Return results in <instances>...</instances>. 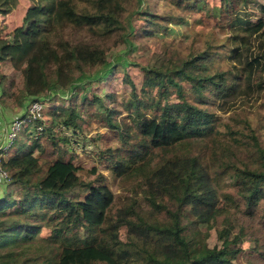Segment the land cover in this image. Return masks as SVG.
<instances>
[{"label":"trees","instance_id":"1","mask_svg":"<svg viewBox=\"0 0 264 264\" xmlns=\"http://www.w3.org/2000/svg\"><path fill=\"white\" fill-rule=\"evenodd\" d=\"M31 1L23 25L13 31L15 40H6L0 46L3 59V51L7 54L9 48L28 50V44L34 45L32 56L20 67L31 93V100L25 104L26 115L35 101L43 108L45 101L37 95L62 85L64 77L65 86L74 84L70 90L76 93L75 82L101 80L119 64L107 60L106 48L100 42L64 39L60 36L64 29L82 28L102 41L115 37L131 43L133 20L144 13V0H135L134 5H130L132 0ZM174 1L182 4L184 0ZM252 1L222 0L224 16L215 22L230 19V27L236 31L230 55L233 64L226 71L207 74L208 56L187 58L181 67L170 71L148 68L142 90L158 88V96L150 103L138 99L132 83L136 100L128 103L126 110L134 116L142 136L130 148L111 151L106 159L123 171L135 165L131 185L135 194L128 204H113L102 186L91 182H85L91 191L87 201L74 200L68 192L83 181L74 175L70 182H61L52 166L42 177L34 178L43 171L42 161L66 163L68 149L57 134L48 130L51 136H47L39 130L42 116L23 127L21 131L31 126L33 140L30 144L17 143L20 131L0 158V167L8 174L6 183L20 188L5 190L0 196V264H235L244 250L246 231L253 235L254 231L241 228L234 233L237 224L231 210L221 202L218 178L214 179L203 163L195 142L202 143L214 134L212 115L203 105L207 98L239 96L245 100L264 96V2H258L263 15L258 22L238 14L232 18L240 6ZM13 9L10 0H0V15ZM20 39L25 44L21 45ZM181 81L191 83L193 99H189ZM172 86L176 87L179 102L171 100ZM95 98L83 95L80 110L93 112L95 102H101L98 96ZM68 112L70 118L64 121L67 127L74 124V116H79L76 107ZM105 115V125H113L112 116L108 112ZM36 122L39 125L32 127ZM252 130L250 137L234 139V145L212 140L224 152L213 151V155L222 160L224 168L232 165L226 161L229 147H235L247 159L235 166L232 190L227 189L223 201L226 206V201L232 203L229 207L264 230V145L257 131ZM122 136L127 144L126 136ZM120 153L126 155L118 158ZM104 179L100 174V183ZM99 206L101 221L95 222L92 218ZM189 214L195 218L193 223ZM43 227L51 229L48 241L37 236ZM211 228H216L222 247L209 246ZM96 230L98 235L92 239L90 234Z\"/></svg>","mask_w":264,"mask_h":264},{"label":"rangeland","instance_id":"2","mask_svg":"<svg viewBox=\"0 0 264 264\" xmlns=\"http://www.w3.org/2000/svg\"><path fill=\"white\" fill-rule=\"evenodd\" d=\"M33 1L36 4L39 0ZM10 2L14 6L13 11L0 15V46L4 45L6 40H15L13 31L16 27L23 25V19L32 5L31 0H10ZM258 2L263 3L264 0H254L249 5L240 6L232 18L238 14L244 19L248 18L253 22H258L263 17L258 8ZM134 3L135 0H132L130 5H134ZM143 11V14L133 20L134 35L131 43L120 42L115 37L102 41L93 38L86 29L82 28L67 27L64 29L60 34L64 39H73L79 42H100L99 44L106 48L107 60L119 64L115 65L109 75L101 80L87 79L75 82L76 93H72L73 90H70L74 84L65 86L67 77H64L62 85L47 88L37 95L45 101L43 112L41 110L42 125L39 126V130H44L47 136H51V133L57 134L62 140L63 147L68 149V153L67 162L64 164L53 163L54 160L42 161L44 163L43 171L34 178L42 177L50 166L54 169L55 177L61 182H70V178L74 175L80 177L83 183L68 192V196L74 200L87 201L91 191L85 182L101 185L105 197L110 196L113 204H128L135 194V190L131 186L132 178H135V175L132 174L135 165L126 166L124 172L114 164L108 163L106 159L110 157L111 151L130 148L142 136L136 126L134 116L129 114L126 106L136 100L132 83L136 85L135 91L138 99L143 98L150 103L153 97L158 96L156 87L146 89V91L142 90L148 68L156 67L170 71L181 67L187 58L200 59L203 56H208V68L205 69L207 74L226 71L233 64L230 55L235 46L236 31L230 27L232 20L215 22V19L220 20L224 16L222 0H184L182 4L174 0L173 2L144 0ZM20 41L21 45L25 44L23 39ZM28 46V50L24 47L18 51L9 48L7 54L3 51V59H0L1 139L3 133L10 126L8 124H11L12 118L26 115L25 104L31 100L29 99L31 93L26 89L20 69L22 63L34 52V45L28 44ZM98 69H94L93 72L96 73ZM181 83L186 89L189 99H193L191 83L188 81H181ZM43 86L44 84L41 82L40 89ZM175 89V86L171 87L173 92L170 97L173 102H179L180 99ZM85 94L91 99L96 96L101 99V102H95L93 112L88 109L80 110V104ZM203 105L212 115L215 130L214 134L207 136L202 143L195 142V145L198 147L197 149H201L202 161L208 167L213 178H218L221 202L231 210L237 224L234 233L244 228L254 231L255 235L246 231L242 245L244 250L236 259L235 264H264V230L257 228L255 221L248 220L236 212L233 207H229L233 206L232 203L226 201V206L223 201L224 193L232 190L231 175L235 171V166H241L247 159H244L243 154L238 152L235 147H229L226 161L232 165L224 168L222 160L213 155V151L222 154L223 148L216 143L214 146L212 143V140H217L220 143H225L226 146L234 145V139L250 137L252 129H254L264 145V96L259 98L254 95L245 100L239 96L230 99H216L214 96H210ZM74 107L79 111V116H74V124L67 127L64 121L69 120L68 110ZM56 108L58 111L55 112ZM61 109L65 111L62 113ZM107 112L112 116L110 121L113 125H105V119L108 118L105 115ZM35 125L37 126L39 123L32 124V127ZM30 127L21 131L17 143L26 141V144H30L31 139L33 140ZM122 134L126 136L127 144L124 143ZM125 155V153H120L118 158ZM0 174L2 175L0 178L6 182V177L2 173ZM100 174L105 176L102 183L99 180ZM4 189L8 188L5 186ZM10 189L20 190L18 186L9 187ZM15 196L18 198L19 194ZM141 201L145 204L142 196ZM100 207L102 206L98 207L92 218L95 222L101 221ZM188 218L192 223L195 220L192 214H189ZM90 235L92 239L96 238L98 231L96 230ZM37 236L48 241L51 239V229L43 227ZM207 242L210 247H222L216 228L210 229Z\"/></svg>","mask_w":264,"mask_h":264},{"label":"built area","instance_id":"3","mask_svg":"<svg viewBox=\"0 0 264 264\" xmlns=\"http://www.w3.org/2000/svg\"><path fill=\"white\" fill-rule=\"evenodd\" d=\"M41 110H42L41 102L35 101L31 104L29 113L26 116L22 118L18 117L12 121L10 126L5 131L4 140L0 145V158L6 155V150L11 146L12 142L17 137L18 133L23 129V127L26 124L31 123L33 120L41 116ZM0 166H1V162H0ZM0 171L5 177H8L6 171L2 169Z\"/></svg>","mask_w":264,"mask_h":264},{"label":"crops","instance_id":"4","mask_svg":"<svg viewBox=\"0 0 264 264\" xmlns=\"http://www.w3.org/2000/svg\"><path fill=\"white\" fill-rule=\"evenodd\" d=\"M7 127H8V126H6V128H7ZM4 135H5V132L3 133V137H2V139H1V137H0V142H1V141L3 142V140H4ZM0 144H1V143H0ZM1 181H2V178H0V196L3 194V192H4L5 190H9V185H8V183L4 182V180H3L4 183H2ZM5 186H6L8 189H4Z\"/></svg>","mask_w":264,"mask_h":264}]
</instances>
